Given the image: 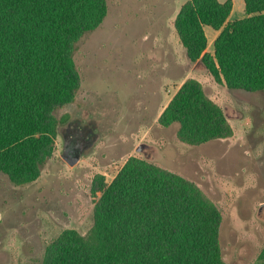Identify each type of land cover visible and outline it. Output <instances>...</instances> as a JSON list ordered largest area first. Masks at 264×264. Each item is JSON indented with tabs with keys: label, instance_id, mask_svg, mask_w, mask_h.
<instances>
[{
	"label": "rangeland",
	"instance_id": "1",
	"mask_svg": "<svg viewBox=\"0 0 264 264\" xmlns=\"http://www.w3.org/2000/svg\"><path fill=\"white\" fill-rule=\"evenodd\" d=\"M106 1L102 23L74 51L80 85L73 101L55 111L52 155L31 182L0 172V264H44L49 245L63 231L86 234L101 195L93 182H111L130 157H145L193 182L216 206L224 263L261 264L264 89H230L189 60L174 26L186 0ZM245 16L243 0H232L227 21ZM204 29L203 53L212 54L217 31ZM187 80L199 82L220 107L231 129L227 135L197 145L178 137V124H160L162 111ZM79 112L100 124L99 138L69 165L61 157L57 127Z\"/></svg>",
	"mask_w": 264,
	"mask_h": 264
},
{
	"label": "trees",
	"instance_id": "2",
	"mask_svg": "<svg viewBox=\"0 0 264 264\" xmlns=\"http://www.w3.org/2000/svg\"><path fill=\"white\" fill-rule=\"evenodd\" d=\"M246 16L227 21L232 0H186L175 29L190 61L230 89H264V0H243ZM107 13L106 0H0V172L35 180L52 155L55 111L80 85L73 54ZM218 31L213 53L204 27ZM197 144L229 133L220 107L196 80L185 81L159 117ZM224 133V134H222ZM100 191L92 228L63 231L44 264H227L220 213L196 185L145 157H130ZM264 264V247L260 254Z\"/></svg>",
	"mask_w": 264,
	"mask_h": 264
},
{
	"label": "flooded vegetation",
	"instance_id": "3",
	"mask_svg": "<svg viewBox=\"0 0 264 264\" xmlns=\"http://www.w3.org/2000/svg\"><path fill=\"white\" fill-rule=\"evenodd\" d=\"M99 127L100 124H97L95 119L91 121L85 113L73 114L57 127L62 139V148L65 142L67 147H74V153H81L82 156L88 154L99 138Z\"/></svg>",
	"mask_w": 264,
	"mask_h": 264
},
{
	"label": "water",
	"instance_id": "4",
	"mask_svg": "<svg viewBox=\"0 0 264 264\" xmlns=\"http://www.w3.org/2000/svg\"><path fill=\"white\" fill-rule=\"evenodd\" d=\"M139 149H140V146L137 147L138 151ZM73 151H75L74 147H67L64 142V145L61 151V157L69 165H74L75 163H77L78 160L82 156L81 153H74Z\"/></svg>",
	"mask_w": 264,
	"mask_h": 264
},
{
	"label": "crops",
	"instance_id": "5",
	"mask_svg": "<svg viewBox=\"0 0 264 264\" xmlns=\"http://www.w3.org/2000/svg\"><path fill=\"white\" fill-rule=\"evenodd\" d=\"M204 32H205V29H204ZM217 33H218V31H217ZM217 33L213 35V39L216 37ZM207 44H208V39H207Z\"/></svg>",
	"mask_w": 264,
	"mask_h": 264
}]
</instances>
